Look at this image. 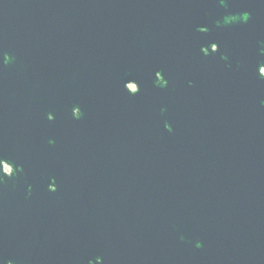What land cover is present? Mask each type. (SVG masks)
Returning a JSON list of instances; mask_svg holds the SVG:
<instances>
[{"label": "water", "instance_id": "1", "mask_svg": "<svg viewBox=\"0 0 264 264\" xmlns=\"http://www.w3.org/2000/svg\"><path fill=\"white\" fill-rule=\"evenodd\" d=\"M0 264H264V0H0Z\"/></svg>", "mask_w": 264, "mask_h": 264}, {"label": "snow or ice", "instance_id": "2", "mask_svg": "<svg viewBox=\"0 0 264 264\" xmlns=\"http://www.w3.org/2000/svg\"><path fill=\"white\" fill-rule=\"evenodd\" d=\"M140 92V88L136 91V93L135 94H138Z\"/></svg>", "mask_w": 264, "mask_h": 264}, {"label": "flooded vegetation", "instance_id": "3", "mask_svg": "<svg viewBox=\"0 0 264 264\" xmlns=\"http://www.w3.org/2000/svg\"><path fill=\"white\" fill-rule=\"evenodd\" d=\"M133 90H134V88H132ZM75 112H77V111H75ZM6 170L8 171V169L6 168Z\"/></svg>", "mask_w": 264, "mask_h": 264}]
</instances>
